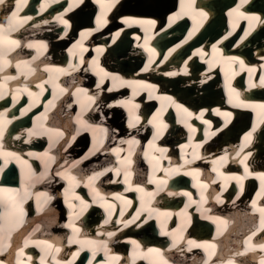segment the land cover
<instances>
[{
    "label": "bare ground",
    "instance_id": "1",
    "mask_svg": "<svg viewBox=\"0 0 264 264\" xmlns=\"http://www.w3.org/2000/svg\"><path fill=\"white\" fill-rule=\"evenodd\" d=\"M114 1L115 0L111 3ZM185 1L189 3L191 0ZM212 1L213 6H218L219 4H224L227 0ZM58 2L59 0H42L38 8L33 7L35 10L34 12L31 9L32 5L26 0V2L21 5L17 17L12 18L7 16L8 12L6 11H17L15 0H5V2L1 4L3 7L0 9V18H4L5 21L0 20V24L3 25V28H0V75L4 71H7L0 76V161H4L3 168L7 169L5 176L9 177L10 168L15 167L18 172L23 171V164L28 166L30 164V159L38 157L36 155L43 151L41 147L36 145L39 142H48L45 149L46 152L50 154L49 157L52 159V163H66L69 165L68 167L62 166L59 171L54 169L55 165L52 164L53 168H51L50 173L62 174V176L64 175L63 177L67 179L65 175H69L68 169L86 168L88 164L96 163L92 164L95 167L92 170L93 180L100 178L97 184L101 183V186H99L100 184H94L89 190L81 181L74 182L75 187L72 191L69 189L67 190V196L71 201L67 204H62L61 207L58 203H56V205L51 204L49 209L45 211L47 200L51 197L47 193L40 194V192H37L39 195H36L34 192L32 194L30 192V195L26 193L32 189L30 183H40V180L38 178L36 179L34 175L31 177L32 171L28 172V178L26 179L28 182L19 188L20 192L17 195H20L23 198L22 200H26L30 196L36 199L38 203L37 206L39 205V213H43L38 219L40 224L38 223L37 225L40 227L45 225L46 227V224H52L53 228L58 230L59 234L65 232L63 235H59L58 238L54 240V243L50 245L44 246L46 244L45 241L36 242L44 250V258L42 257V261H37V264H50V262H53V264H70L72 260L74 264H82L83 257L89 252V249H91L93 253H97L98 250L95 251L93 247L98 245L102 246V241L106 239L116 243L117 246L114 245L116 251L122 250V245L125 244L126 246L127 244H120V241L124 242L129 240V244L132 247L131 252L134 254V260L139 258V251H153L154 258L151 260L153 261L152 263L147 262L146 256H141L142 261L137 264H141L142 262L146 264H174L175 262H171L168 258H164L166 253L160 248L161 245L158 244L160 242H152L151 244L146 242V239L152 241L153 224L156 225V228L160 229L161 232L159 234L162 235L163 238L171 240L173 246L178 248L179 255H181L185 261L191 262V264L202 263L198 257L200 254L198 253L197 255L196 252H192L196 248H201L203 251L205 258L202 264H264V247L261 246L264 245V213L260 211L264 208V200L258 203L261 199L262 191L255 197L252 203L247 201L244 202L243 198H238L239 193H233V188L245 184L246 181V175H241L240 170L235 169V166L240 162L243 163L245 159L250 161L251 170L255 172L248 175L249 180L255 178L256 181H260L262 180L261 174H264V107H262L264 102L260 104L261 109L260 107L255 108V106L249 105V102L244 103L245 99L254 97L258 94L264 95V77H255L250 81L249 84H253L252 89L247 85L244 92L236 90L237 93L243 94L241 99L244 101L240 102L232 99L234 103H232L231 106H236L235 109L237 111L245 107L248 112L253 114V120L246 121V119H243L244 116L239 115L234 119V110L232 108L227 109L225 112L223 111L226 108H221V111H219L221 119L216 117L214 122L211 121L207 128L205 123L209 121L210 115H204L203 112H196L193 110L183 111V109H178L179 107L175 108L174 106L177 102H173V105H169L168 101L171 100V97L168 95L165 97L164 93L171 89L180 99L187 100V102H185L186 105H188L189 102L193 104L202 101L205 110L210 111L212 118L214 117L212 111L216 109H212L213 104L208 102L215 98L220 99L221 94L216 93L213 82H206L210 81L212 78L215 79L219 69L222 72V65H218L208 74L210 72L208 70H211L208 67L209 65L211 67L214 65V62L221 63L219 56L216 54L220 51L217 47V38L213 41L211 47L196 50L193 53V56L203 65L200 63L194 65L188 62L186 67H182L184 69L180 70V72H178L176 66H171V68L167 69L166 75L161 74V78L158 80L156 79L157 81L155 80L157 84H160L162 79H166L163 80L164 86L160 87V92L159 89L153 87L149 81L144 83L141 82V84L148 87H139L138 81H142L147 77V74L141 75L140 70L135 71L134 74H128L130 69L135 70L138 67H142V60L145 59L143 55L146 53L147 48L146 40H142V38L140 40V36L136 33L119 34L116 32V29L112 30V27L105 26L102 34L99 36L101 42L99 44L90 43L78 37L79 32L76 28L68 27L63 23L65 20L68 21V9L66 8L61 11L57 6L59 4ZM69 2L77 6L81 3V0H69ZM104 2L103 0V3ZM134 2L135 0H122L120 5L121 7L128 8L129 12L146 13L151 11L144 7L139 8V5ZM65 3L67 4L68 0L60 4H62V7H65ZM150 3L159 5V11H163L168 5L169 0H150ZM255 3L260 5L261 8H264V0H256ZM242 4V0H239L237 8L225 12L222 16L221 13L223 10H220L218 7L212 9V6L211 10L215 11L216 15L210 18L209 22L213 26L210 27V25L205 33L203 31L201 35L211 36L217 34L223 28L222 26L225 21L230 23L234 19L233 26L229 31V33H231L235 27L238 26V23H241V19H245V23L249 26L248 32L243 36V38H245L258 26V24H263L260 29L261 31H256H260V33L258 35L256 33L253 39L251 38L250 41L247 40L246 42H249L248 45L252 46L254 50L253 58L247 60L246 65L248 66L250 63L254 66L258 65L259 67V64L264 61V54L262 52V48H264V19L260 20L259 14L243 13L244 15L239 17L237 13H242L238 12L239 6ZM172 6L173 0H170L166 10L171 9ZM25 8H29V11L20 13ZM102 9L106 11L107 8L102 7ZM181 10L186 12V14L189 11L186 6L181 7ZM153 13L161 15V13ZM85 14V10L82 9L73 14V17L74 19L80 20L84 18ZM207 16L208 12L204 11L199 18L192 17V21H194L192 24L198 23L196 26L197 29H199L201 24L205 22ZM256 17H259V19H255ZM123 19H125V22H128L129 25H132L134 22V19L128 17ZM174 21L175 20H172L171 23ZM251 21H253L252 24H250ZM34 25H39L37 29H39L41 33H45L44 36L20 41L19 39L26 36L27 33V35H29V33L35 32L31 29ZM147 26H149V23ZM42 28H47V30H42ZM225 34L226 33H224L221 38L225 36ZM12 35H15L17 37L16 39L19 38L16 41H20L22 44L36 46L35 43H40L41 47L36 46V50L38 52L42 51L43 56L45 52H47L45 55H50V51L48 50L53 49L57 55V62H35L33 58L37 56L36 53L32 57L27 55L23 56V48L11 44L14 41ZM113 35L116 36L117 44L105 50V47L108 45L107 41H109ZM201 35L199 33L196 38H200ZM193 36V32L189 33L179 44L190 41ZM48 37H50L51 43L46 41ZM131 37L134 38V40L131 39ZM152 37H154V35H152ZM123 40L125 41L121 44ZM66 41H75V44L70 49H66ZM7 42L9 44H5ZM128 42L130 44H127ZM192 42L193 41L188 42L186 47L190 46ZM172 44L165 53L153 56V58L149 60V63H156L153 67L158 72H161L162 68L167 64L171 65V54L173 56H178L179 50L183 51L186 48L182 47L178 49L177 45L174 47ZM77 45L84 46V50L72 53ZM126 46L127 48L124 49ZM245 46L247 47V44ZM123 51L128 52V54L120 55ZM208 51L212 53V55L204 59ZM14 52H16V54H14ZM227 55L230 56L231 54ZM69 58H76V61L68 62V64L65 65V61L69 60ZM233 58L234 57L227 61L230 63L228 66L229 68H232L235 63V59ZM123 61L131 63V66L129 68L122 67ZM262 66L264 67V62ZM11 67H15V71H12L10 69ZM228 67L224 66L223 69L232 72ZM243 72L244 69L241 68L236 70V73L240 76H243ZM176 75L179 77L175 78ZM262 75L264 76V73ZM29 77H31L30 80L28 79ZM150 77L153 76L151 75ZM82 79L92 81L94 86L87 85L82 88L79 87L78 85ZM110 83H115L116 86L113 89H107L106 87ZM31 86L34 88L35 92ZM30 92L31 97L28 96ZM108 92H112L116 96L127 94L128 98L117 103L107 102L106 98L103 96ZM136 96H138L137 100H135ZM143 98L145 99V103L139 104ZM148 98H153L155 104L148 103ZM67 99H75V103H87L88 107L91 106L92 110L87 115V118L92 115L93 111L97 113L101 111L100 114L104 117L106 112L115 110L116 113H121L123 116L120 120L123 124L125 116L130 114L134 121L130 120L128 126L133 130L135 127H138L137 130H144L145 133L148 132V127L144 126V122L142 121L144 114H142V112L145 114H152L154 111L156 112L160 106V108L164 109L166 124L161 121V116L154 114L151 118V122L161 127L157 138L158 143H156V140L154 142L150 141L152 138H150L148 134H141L139 136L145 140V143L142 144L138 136L133 137V135H129L123 137L122 134L113 135L112 131L115 130L117 123L113 121L97 122L95 118L97 115H93L90 118L91 121L89 122L91 125H84V118L83 120L77 119V116L79 117L82 113L77 111L78 115L76 116V113L72 110L71 104L66 101ZM259 99L263 100L264 97H260ZM18 101H20L18 108H22V112L20 113L21 118L24 117L26 113L28 116H32L38 108L44 109L47 113L46 120L49 122L45 125L46 127L41 123L37 127L34 126L33 129H31L29 124L26 126L25 123L20 122L16 128H11L14 127L12 124L15 123L12 120L19 118V116H15L17 112L15 105ZM7 103H10L9 107ZM255 110L259 112L260 116L255 113ZM86 112L87 108L83 110V114ZM48 113H50L49 116ZM172 114L175 115L173 120ZM109 115L108 113L106 117L108 120H111L112 116ZM83 117H85V115ZM34 121H36V118H33L31 122ZM137 122L139 126H137ZM98 123L99 125H97ZM214 123H221L220 127L218 124L215 125L217 129L220 128L216 133V137H218L216 144L210 143L211 141L214 142V140L211 137H207L208 134L215 131L211 129ZM75 124L78 126L77 128L73 126ZM101 124L110 128V130L106 132L107 137L113 135L104 142L101 140V135L106 128ZM96 125L100 127L98 128ZM119 125L120 128L121 124ZM226 125H230L228 127L229 129L224 128ZM111 127L114 128L111 130ZM86 128L89 129V135L93 136L91 143L95 148L93 150H87L84 153V157L88 158L87 161L76 165L74 162L78 160L72 161L71 159H76V157L82 155L84 151L83 143L86 138L82 133ZM7 130L12 134L5 139L7 137ZM101 132L102 134L100 135ZM10 136L12 138H10ZM21 136H23L22 140L24 141L23 148L18 147L21 146L22 143ZM167 137L174 139L170 147H166L164 146L165 144L159 143L163 139H167ZM28 138L31 139L29 143L25 141ZM9 139H11L10 142ZM115 141L120 143L117 145H110V143ZM75 142L78 143L74 145ZM13 145L17 147L11 149ZM66 146H69V148L62 150V148ZM215 146L222 147L220 152L216 153L217 150L213 148ZM244 147L248 150V154ZM104 148L105 151L112 152L113 156H111L109 160H104L102 154ZM237 150H240L242 153L240 157H234ZM24 151L28 154L27 159L25 158V154H23ZM18 155H21L22 159L17 157ZM46 157L41 158L45 161ZM90 157L98 158L90 159ZM100 158L103 159L100 162H96L97 159ZM63 159L64 161L62 162ZM253 162L254 164H252ZM259 162L261 163V167L257 168L256 166ZM204 163H207V166H204ZM146 168H149L147 178L150 181H161L163 184L160 190L156 191L158 194L163 192L157 199L149 195L150 192L147 190V186L142 184L140 179L133 178L137 175H143ZM108 172H112V174H109V182L106 183L103 182V180L106 181L108 179V176H104ZM173 172H181L176 174L185 179V185L183 187L176 186L172 177H169ZM43 174L44 172H41V175ZM44 175V177H47L46 174ZM102 176L104 177L101 178ZM50 179L52 187L58 185L57 180L54 179L53 176ZM169 182L175 186H170L169 189H166L165 187ZM21 183L22 182H20V184ZM90 184L91 183L88 185ZM213 184L217 186H212ZM46 186L49 187L50 184H46ZM82 187L86 188L85 190L88 191V196L85 198L83 191L80 189ZM217 187L218 190H216ZM246 187V185L243 186V190L246 189ZM75 188L80 190L76 192L77 189ZM121 188H123L125 192L120 193L119 191ZM208 188L209 190L206 192ZM6 189L16 190L14 185L0 186V209L5 210V214H8V220H14L17 218L14 213L16 211L10 208L11 202L6 205L4 201V199H13V196L10 192H6ZM262 189L264 190V187ZM243 190L238 191L241 192ZM133 194L140 196L141 199L136 200L133 198ZM143 197L145 199H142ZM176 198L183 201L179 203L180 207L176 205L173 207L171 203H168V200H166ZM210 198L214 200L213 205L209 204ZM179 200L176 202H179ZM231 201H236V204L240 205L239 208H244V212L236 214L231 209L223 211V206ZM19 202L21 201L19 200ZM89 203L99 207L102 212V218L104 220L101 222L100 227L84 228L79 226L76 222L77 219H80V216L83 220L89 222L97 213V210L94 209L88 212L86 207ZM135 203L138 208L132 211L131 209L134 207ZM214 207L215 209L213 210ZM56 211L61 212L58 221L53 215ZM62 212L70 214L66 219V223H63L65 218L63 217L62 220ZM245 212L246 215H244ZM254 214H257L262 219L260 221L262 226L256 230H254L256 227L253 219ZM132 215L134 218L131 217ZM201 218H203V220H201ZM54 220H56V222ZM198 220L208 221V224L204 225ZM20 221L21 220L18 222ZM142 224L144 226L136 230L138 234L137 239L130 238V236L121 238L124 237V234L119 233L120 231L127 227L135 228ZM145 224L150 225L147 226ZM213 224L215 225L213 226ZM6 225L8 226L7 223ZM19 225L20 224L16 226L12 225V227L10 226V229L6 231L3 229L4 234L0 235V264H36L34 262V258L36 257H32V263H28V261H24L27 257L26 254L19 252L21 247L17 242L28 237L20 238L18 230ZM210 226H212V230L214 229L215 231L214 237L221 235V239H215L213 241L208 239L207 234L210 231ZM112 227L118 228L114 231L111 230ZM98 229H101V231H98ZM107 231L113 233L107 235ZM190 231L195 236H191L192 233L186 235V233ZM65 241L72 242V244H68L67 247H65ZM223 241L225 247H221ZM188 242L192 244L190 245ZM228 243L232 245L226 246ZM182 245L185 247L184 251L179 250ZM193 247L195 249H192ZM50 248H59V250L54 251L53 255L55 254V256H58L60 254V249H62L72 259L66 260L65 257H62L60 258L61 260L56 261L54 260V256L48 252ZM219 248L223 254L217 253L214 257L215 250L218 251ZM74 249L76 250V254L74 253L73 255ZM185 251H190L189 255H187ZM18 254L21 256L24 255L25 258H21ZM13 259H16V261L13 262ZM77 259L78 261L76 263ZM85 264H91V261L88 260Z\"/></svg>",
    "mask_w": 264,
    "mask_h": 264
},
{
    "label": "rangeland",
    "instance_id": "2",
    "mask_svg": "<svg viewBox=\"0 0 264 264\" xmlns=\"http://www.w3.org/2000/svg\"><path fill=\"white\" fill-rule=\"evenodd\" d=\"M134 3H137L139 6H141V7H144V8H147V9H150L152 12H157V13H161V15H163V11H165L166 10V7H168V5H169V3H170V0H169V3H168V5L164 8V10L163 11H159L160 10V7H159V5H155V4H153V3H150V0H135V2ZM156 9H158V10H156ZM33 27H36V29H37V26L36 25H34ZM33 27H31V29L33 28ZM217 27V26H216ZM215 27V28H216ZM29 34H34V32H31V33H29ZM43 35L45 34V33H42ZM27 35V34H26ZM47 36H49V35H47ZM34 37H43V36H40V34L37 36V35H34ZM46 41H48L49 43H51L50 42V37H48V40H46ZM125 40H123L122 41V43L121 44H123V42H124ZM120 44V45H121ZM127 44H130L129 42L127 43ZM124 46V45H123ZM127 48V46L124 48V49H126ZM126 54H128V52H126V51H123L120 55H126ZM113 56V55H112ZM115 56H117V55H115ZM131 66V63H128L127 61H123V63H122V67H126V68H129ZM100 112L101 111H99L98 112V114L99 115H97L95 118H96V120H97V122L98 121H100V122H108V121H113V122H115V123H117L116 124V126H115V130H118L119 129V124H121L122 125V123L120 122V120H121V118L123 117L122 115H121V113H116L115 112V110H112V111H109V112H106V111H103V112H106V114H104V117H102V115L100 114ZM110 114L109 116H112V118H111V120H108L107 119V117H106V115L107 114ZM102 126H105L104 124H101ZM105 128H106V130H107V132L110 130V128L109 127H106L105 126ZM114 127H111V130L113 129ZM117 128V129H116ZM237 202L236 201H231V202H229L227 205H225V206H223V211L224 210H229V209H231V210H233L234 211V213H236V214H238V213H242V212H244V208L242 207V208H239V206L240 205H237L236 204ZM215 209V207L213 208V210ZM60 213L61 212H54V217H55V219L58 221V218H59V215H60ZM244 215H246V212L244 213ZM203 218H205V217H203ZM203 218H201V220H203ZM53 219V218H52ZM56 220H54L55 222H56ZM202 224H204V223H202ZM45 226V225H44ZM231 246L232 244L231 243H228L226 246ZM224 247H225V245H224Z\"/></svg>",
    "mask_w": 264,
    "mask_h": 264
},
{
    "label": "snow or ice",
    "instance_id": "3",
    "mask_svg": "<svg viewBox=\"0 0 264 264\" xmlns=\"http://www.w3.org/2000/svg\"><path fill=\"white\" fill-rule=\"evenodd\" d=\"M4 2H5V0H0V4H3ZM25 2H26V0H15V4H16V9H17V11H13V12H12V17H17L21 5H22L23 3H25ZM246 2H247V0H242V3H246ZM240 15H244V14H243V13H240ZM255 19L258 20L259 17H256ZM63 23L67 24L68 22L65 20V21H63ZM149 23H152V22L150 21ZM0 28H3V25H2V24H0ZM233 59H234V58H233ZM240 63L243 64V61H241ZM262 107H264V105H262ZM13 155H14V154H13ZM261 178L264 179V174H261ZM260 211H261L262 213H264V208H262ZM261 246L264 247V245H261Z\"/></svg>",
    "mask_w": 264,
    "mask_h": 264
},
{
    "label": "water",
    "instance_id": "4",
    "mask_svg": "<svg viewBox=\"0 0 264 264\" xmlns=\"http://www.w3.org/2000/svg\"><path fill=\"white\" fill-rule=\"evenodd\" d=\"M211 4H213V1H211ZM163 38H166V37H163Z\"/></svg>",
    "mask_w": 264,
    "mask_h": 264
}]
</instances>
